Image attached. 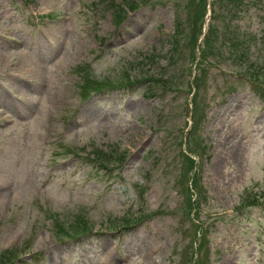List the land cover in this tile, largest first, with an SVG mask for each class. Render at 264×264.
<instances>
[{
	"label": "rangeland",
	"instance_id": "374dc122",
	"mask_svg": "<svg viewBox=\"0 0 264 264\" xmlns=\"http://www.w3.org/2000/svg\"><path fill=\"white\" fill-rule=\"evenodd\" d=\"M161 2L0 0V52L37 53L51 79L46 100L41 94L30 105L36 117L22 123L13 109L23 95L0 85L9 99L0 95V132L6 128L0 133V187L11 184L0 188V264L7 250L19 254L12 264H191L198 254L206 264H264V210L242 208L264 187V100L257 93L263 88L236 78L241 69L227 50L201 59L182 40L174 55L177 22L191 23L188 41L210 3L187 11L179 0ZM237 8L227 14L219 0L213 3L219 37L251 35L248 55L262 59L264 79V0ZM119 14L126 17L122 24ZM18 58L0 63V84L16 72ZM88 74L92 83L161 76L180 86L166 92L159 88L165 84L150 81L84 97ZM54 89L70 99L51 105ZM194 93L193 168L184 158L182 129L192 123ZM21 150L26 160L18 157ZM91 152L108 156L115 170L106 174L88 159ZM222 158L228 161L218 166ZM26 169L35 174L32 185H25ZM137 186H146L142 196ZM191 193L204 232L192 224ZM155 210L152 219L128 221ZM77 212L94 230L63 243L52 217L68 221Z\"/></svg>",
	"mask_w": 264,
	"mask_h": 264
},
{
	"label": "bare ground",
	"instance_id": "6f19581e",
	"mask_svg": "<svg viewBox=\"0 0 264 264\" xmlns=\"http://www.w3.org/2000/svg\"><path fill=\"white\" fill-rule=\"evenodd\" d=\"M18 55L19 56V67L16 70V72L11 75L10 74V78H5L6 81L5 84H0V85H5L7 87H11L15 92H17L18 95H23L22 99H20L21 104L20 106L16 107L13 109L14 113L16 114H21V113H25L27 111H29V113H32V110L30 109V105L32 103V101L34 102L39 95L41 94H46L44 96V99L46 100V98L48 97L49 93H50V82L51 79L50 77H47L45 75V73L43 72V68L41 65L37 64L38 60H42V58H40L37 53L35 52H30V51H22V55L20 56V51L19 52H3L1 50L0 52V63L6 61L7 59H11L12 55ZM31 64L29 66H26L25 68H23V64ZM25 65V64H24ZM22 69H26V70H22ZM28 69H31L32 72H30V74L28 73ZM2 81H0L1 83ZM3 89L2 86H0V90ZM0 95L3 97V99L5 101H9V99L5 96V94H3V92L0 91ZM67 97V93L65 91L62 90H53V96L50 98L51 99V105L53 104H60L63 103L65 101H68L70 98H64ZM140 104V103H138ZM26 117L29 116L28 114L25 115ZM5 129L2 131L4 132ZM0 132V133H2ZM16 153V152H15ZM237 156L239 157L238 153ZM18 157L21 159H25L27 158L26 153L24 151H20L18 153ZM232 157V155H231ZM224 161H228L227 158H222L219 160V162H217V165L219 166L221 163H223ZM11 162H8L9 166ZM26 175H27V181L25 185H32L35 182V174L29 170L26 169ZM5 178L10 179V175H7V173H3ZM9 183L5 184L4 186L0 187L1 189L4 190H8L11 187L10 181H7Z\"/></svg>",
	"mask_w": 264,
	"mask_h": 264
},
{
	"label": "trees",
	"instance_id": "16d2710c",
	"mask_svg": "<svg viewBox=\"0 0 264 264\" xmlns=\"http://www.w3.org/2000/svg\"><path fill=\"white\" fill-rule=\"evenodd\" d=\"M206 1L207 0H188V3L185 5L184 1L182 3V5L190 10L191 8L197 7L201 2L205 3L206 5ZM222 4H224V6L228 9V11H234L236 9V3L240 2V0H221L220 1ZM184 33V29H183V24L179 23L178 25V35L177 37H175V43H180V41L182 40L181 35ZM199 31L194 30V33L192 34V36L188 39V41H190L191 43H195V41L197 40V35H198ZM210 34H211V38H209V40H207L206 44L207 47L209 48V52L212 54H219L221 48H223V42H219L218 40V33L217 30L212 28L210 30ZM186 37L188 38V33L186 34ZM232 42H228L231 46V48H242L243 53L245 54L249 47H248V43L249 40L244 38V39H240V37L238 35H236V37L234 39H232ZM174 43V42H173ZM178 51V50H176ZM100 83L95 81V83H92L91 81V77L90 75L86 76V82L85 85L86 87L84 88V90L87 92L88 94V90L90 88L95 89V90H101L104 86H109V81L107 80V82H105L103 85H99ZM172 86V85H171Z\"/></svg>",
	"mask_w": 264,
	"mask_h": 264
}]
</instances>
